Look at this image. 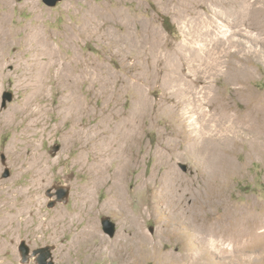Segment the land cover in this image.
I'll return each mask as SVG.
<instances>
[{
	"label": "rangeland",
	"instance_id": "rangeland-1",
	"mask_svg": "<svg viewBox=\"0 0 264 264\" xmlns=\"http://www.w3.org/2000/svg\"><path fill=\"white\" fill-rule=\"evenodd\" d=\"M0 18L5 19L2 27L6 32L3 34L6 44L0 48V264H21L19 246L23 241L32 250L56 245V264H121V257L111 254V250L118 248L122 233L132 246V264H264V126L246 125L239 129V144L232 156L239 169L224 179L221 199H210L207 169L199 165L201 155L189 153L185 143L174 144L165 161L157 154L166 147L165 135L175 132L177 119L182 122L200 119L196 102L191 106L196 112L183 113L189 103L178 101L179 95L196 101L198 92L214 87L240 114L251 112L264 120V0H64L56 7H48L43 0H0ZM35 27L40 28L41 43H47L57 55L56 69L65 65L68 81L58 80L57 71L47 69L48 84L41 102L49 112L40 128L33 126L27 138L24 131L27 122L21 113H15L17 122L9 124L5 114L20 105L35 88V83L27 89L19 85L23 75L30 73L23 62L41 49L28 38ZM166 75L176 77L173 87L163 85L161 77ZM239 76L245 78L239 80ZM116 86L118 100L108 99ZM141 91L151 104L140 117L142 142L133 148L138 162L119 182L126 195L124 206L121 210L91 211L83 191L93 176L83 162L93 161L94 153L86 151L82 141H74L70 129L77 132L84 126L96 125L106 108L118 109L116 114L113 112L115 116L136 111L143 97ZM6 92L13 94V100L3 108ZM249 95L258 100L256 104L261 106L258 112ZM61 100L80 103L90 110L74 120L70 110L60 111L57 107ZM165 100L178 105L177 114L170 115L165 110L157 113L158 105ZM202 123L208 127L211 124ZM42 127H47L45 135ZM212 134L221 135L216 131ZM223 134L233 136L230 132ZM26 140H33L31 147L44 152L43 173L13 161L9 150L28 147ZM30 154L29 151L26 156ZM118 162L114 159L109 171L117 168ZM168 165L184 185L171 196L189 218L202 211L200 214L205 217L226 216L232 224L236 217L244 216V222L240 221L244 224L242 233L250 228L248 224L253 226V222L246 223L248 218L258 219L259 225L253 226L256 233L249 237H242L241 233L237 237L231 231L224 239L219 238L213 244L207 242L208 248H202L198 237L206 235L207 220L206 229L185 220L175 223L172 215L175 210L168 208L167 202H160L165 220H159L154 213L158 206L154 186H159ZM182 165L187 166V172ZM6 169L11 172L9 178H3ZM151 175L155 182L146 186L143 183ZM189 183L193 184L191 190L186 189ZM22 188H33L34 200L29 211L17 216L14 204L22 201L23 197L17 193ZM59 189L69 190L70 196L50 208L58 200ZM107 190L105 183L96 185L94 200L103 203L109 195ZM104 217H110L116 224L114 237L104 232ZM83 231L85 239L77 238Z\"/></svg>",
	"mask_w": 264,
	"mask_h": 264
},
{
	"label": "bare ground",
	"instance_id": "bare-ground-1",
	"mask_svg": "<svg viewBox=\"0 0 264 264\" xmlns=\"http://www.w3.org/2000/svg\"><path fill=\"white\" fill-rule=\"evenodd\" d=\"M4 20H5L4 18H0V48H2V46H4V43L6 44V42L3 41L5 39L4 38L5 35H3V34L6 33L2 27L4 24L3 23ZM88 25H90V24H88ZM92 27H93V25H91V28ZM40 32H41L40 28L35 27L32 30H30V32L28 33V38L32 42L36 43L37 46L39 45L41 47V49H39L37 52H34L30 57L26 58L25 61L23 62L25 69L30 71V73H28V76L25 73L26 75H23V78L20 80L21 84H19L20 86H24L27 89V88H29V85H32L33 83H35L34 84L35 88L32 91V93L27 94V96L23 99V102L20 105H18L17 107L10 108V110L7 112V114H5V121L7 124H9L10 122L11 123L17 122V116L15 115V113H17V112L21 113L23 121L27 122L26 127L24 128L25 135L27 138L30 136V132L33 130L32 129L33 126H36L37 129L40 128V126L42 125V119H43L44 115H46L49 112V110L46 109L41 102L43 100L42 97L44 95V91H46L45 88L48 84L47 83L48 78H47V74H46L47 69L49 72L52 70L57 71L58 80L60 79L63 82L66 80L68 81V79H66L67 78L66 75L64 74L65 65L61 64V67H58L56 69V67H57L56 65H58L57 55L53 52L52 48L47 43H45V42L41 43V41L43 40V37L41 36ZM73 39H75V38H73ZM139 40H140V38H139ZM30 48L35 49V47H30ZM81 60H82V58H81ZM22 61H23V59H22ZM78 61H79V58H78ZM76 63H77V61H76ZM86 63L87 62H84L85 65H86ZM89 63H91V62H89ZM95 65H93V66H95ZM77 67H78V65H77ZM84 68H86V67H84ZM243 69H246V68H244V66H243ZM83 72H85V70ZM94 72H96V71H94ZM67 73H68V71H67ZM228 74H230V73L228 72ZM90 75H92V74H90ZM117 76H119V75H117ZM127 76L129 77V75H127ZM147 76L149 77V74ZM181 77H184V74H181ZM107 78H108V76H107ZM161 78H162L163 85L168 84L169 86L172 85L176 79V77H172V76H168V75L164 76V78L163 77H161ZM244 78H245L244 76H243V78L241 76H239L238 79L243 80ZM117 79H119V77ZM127 79H130V78H127ZM233 79L236 80L235 75H234ZM247 80H249L248 77H247ZM60 83H62V82H60ZM63 85H65V83H63ZM128 85H129V83H128ZM132 85H134V84H132ZM107 87H108V85H107ZM117 87L118 86H116L114 88V90L112 89L113 91H111V93L109 94V97L107 96L108 99L111 98L110 100H112V99L117 98L116 97L117 92H118ZM171 87H173V85ZM241 89H242V87H241ZM174 90H175V88H174ZM248 90H250V89H248ZM238 91H240V90L238 89ZM126 93H127V91H126ZM239 93H241V92H239ZM104 94H105V92H104ZM176 94H177V92H176ZM122 95H124V94H122ZM141 95H143V97H141L140 101L138 102L140 108L139 109L136 108L135 109L136 111H132V113H130V111H129L128 113L125 112V114H120L121 116H115L113 114V112H115V114H116L118 109L116 110V108H115L112 111V110H108L106 108L102 111L103 113L100 112V113H102V116L100 117L101 120L96 125L91 126V127H87V128H86V126H84V128L81 131L78 130L77 132L75 130L71 131V129H70L71 138L74 141H82L85 144V150L88 152L90 151V153L91 152L94 153L93 161H91L90 159H87V160H84V162H83V165H87L86 167L88 168L89 172L93 176V179L91 178L92 179L91 184L90 185L88 184L89 187L85 188L83 191V197H84V199L88 200V202L90 203L89 208L91 211L96 210L97 208H99L101 211L102 210L116 209V208H120V210H121V207L124 206V201L126 200V195L123 193L122 186L119 187V182H121L123 178L124 179L126 178L127 170L134 163L138 162V159L136 158L137 156L134 158L133 148L137 147L142 142V136H141L142 125H141L140 117L143 116V114H145V112L147 111L146 107L148 106L149 102L151 101L150 99L147 98V94H146V96H144V93L142 91H141ZM197 95H199V96L197 97L196 101L194 100L195 98L194 99L186 98L187 95H185V94L179 95V97H177V98H178V101L186 100V102L189 103V105L186 107L187 110L185 112H183L184 114L194 113L198 110L199 114H200V119L195 120V119L190 118L188 121H185V122L184 121L182 122V121H180V119H177L178 124L175 128V132L165 135L164 143L166 144V147L164 146V148L159 149L157 154L159 156V159H161L162 161H165L169 152H172L174 150V147H175L174 144L185 143L187 145V149L189 150V153H191V154L198 153L201 155L199 165L201 168L207 169L206 184L208 187L207 190L209 192L210 199L219 198L222 196L221 192H223V190H224L223 185H224V183H226L224 181V179H226L227 176L231 175L233 171L235 172L236 170L239 169L238 166L235 164V162L232 160V156L236 152V147L239 144V140H238V136H237L239 129L246 126V125H248V127H250V128H253V126L257 127V124L260 126H264V120L260 119L257 116H253V114L249 111H248L249 113H247L246 115L240 114V112H238L237 110H234L233 106L230 103H228L226 101L225 97L222 96L220 92L216 91V88L214 89V87L205 88L204 90H201L200 92H198ZM250 95H249V97H250V100H252V104H256V102L258 100H256L255 96H253L254 94L252 95V97ZM66 96H67V94H66ZM72 96H71V98H72ZM245 98H243V99H245ZM260 99H262V98H260ZM116 100H118V99H116ZM59 102H60V104L57 106L59 108V110L60 111H62V110L63 111L68 110L69 111L70 110L69 115L71 114V117L74 120H76L77 117H79L81 114H84L86 111L90 110L89 107H86V106L84 107L80 103L73 104V101L72 102H64L61 100ZM194 102H196V104H197V107L195 105V108L197 110L193 109L191 107L194 105ZM84 103H86V102H84ZM249 103H251V101H249ZM257 104H259V103H257ZM257 104L255 105V108L257 109L256 112H258V110L261 108V106L259 108ZM68 106H70V109L68 108ZM177 106H178L177 104L171 105V104L167 103L166 100H165V102L162 101L161 104L158 105L157 113H159V111L162 113V111L165 110L170 115H175V114H177L176 110H175V108ZM51 109H53V108H51ZM143 111H145V112L143 113ZM262 111L264 112V109ZM133 112H135V113H133ZM66 116H68V115H66ZM263 119H264V113H263ZM202 121L203 122L204 121L210 122L211 124L208 127L206 124H203ZM46 131H48L47 127L46 128L44 127L42 130L44 135L46 134ZM214 131L220 133L221 135H219V136L217 134L213 135L212 132H214ZM222 131L227 132V133L230 132L233 136L225 135V134H223ZM33 142H34L33 140H26L28 147H26V148H23L20 146H18L16 148L13 147V150H9L10 151L9 153L12 156L13 161H15L18 164H21L20 165L21 167L28 168V170L36 169V170L40 171V173H43L45 170V158H46V156H45L43 151H39L38 147H36V148L31 147ZM217 142H221V145H219ZM258 148H259V146H258ZM29 151L31 152V154H30L31 156L27 157L26 154ZM82 154H80L79 158H82V156H83ZM24 156H25V158H24ZM22 159H24V160H22ZM114 159L119 161L117 163V166H116L117 168H115L113 171H109V167L114 162ZM177 176H178V174L176 173V171H174L168 165V170L162 174V179L160 178L159 186H157V185L154 186L156 189L154 192L155 202L158 205L156 210H154V213L158 217L159 220H165V218H164L165 213L162 211V208L160 207V202H163L164 204H166V202H167V207L171 208L172 211L175 210V212L172 213L173 219H174L173 222H175V223L179 224L182 222V220H185L189 224L198 223V225H200L203 228L205 226V222H206L205 220H207L209 222V228H208V231L205 233L206 235L205 236L202 235V236L198 237V240H200L199 241L200 246H202V248H208L207 242H209L210 244H213L219 238L224 239L229 233H231V231H233L232 234L236 235L237 237H238V235H240L242 233V226L244 228V224L241 225L240 221L244 222L242 220V217H244V216L236 217L234 219V222L233 223L231 222L232 224H230V220H227L226 216H224L222 219L220 217H217V216H207L206 215V217H205L204 215H201L202 211H200L201 214L199 213V211H197L195 214L192 215L191 218H189V216H187V214L185 213L184 208L180 206V204L178 203L176 198H174V196H171V194H174V191H176V189L178 187L184 188V185H182L181 182L178 181ZM153 178H154V176L151 175L146 180V182L143 184H146V186H149V184L151 182H155V181H153V180H155ZM101 183H105L108 185L107 191H108L109 195L103 201V203H97V201H95L93 198V189L95 188L96 185H99ZM218 183H220V184H218ZM192 187H193V184L189 183L188 186H186V189L191 190ZM184 191L186 192L185 189H184ZM22 192H25V193H22ZM17 193H20V195L23 197L21 202H17L14 204L16 206V209H17L16 215L21 216V215H24L27 211H29L31 206H32V203L34 200L33 188H30L29 190L22 188ZM166 195H168V197H165ZM160 196H162V197H160ZM219 199H221V198H219ZM10 204H11V202H10ZM40 212H42V211H40ZM41 218H43V216H41L39 219H41ZM203 218H205V219H203ZM232 218H234V217H232ZM253 218H254V216L252 217V219ZM90 219L92 222H94L93 216H91ZM248 219L249 220H246V223L253 222V226L255 228L257 227V225H259L258 219H255L254 221H250V218H248ZM201 222H202V225H201ZM42 223L43 224L46 223L44 219H42ZM27 224H28V221H25V225H27ZM253 226L252 225L249 226V224H248V227H250V228H248L247 231L242 233V237L252 236L253 232H255L254 231L255 229L253 228ZM84 236L85 235H84V231H83V232L79 233L77 238L81 239V238H84ZM127 237L125 236V234L122 233L120 238H119L118 248L116 249L114 247L115 251L111 250V254L114 253L116 256L121 257V259H122L121 264H132V262H131L132 246H131V244H129ZM190 264H193V263H190Z\"/></svg>",
	"mask_w": 264,
	"mask_h": 264
},
{
	"label": "water",
	"instance_id": "water-1",
	"mask_svg": "<svg viewBox=\"0 0 264 264\" xmlns=\"http://www.w3.org/2000/svg\"><path fill=\"white\" fill-rule=\"evenodd\" d=\"M64 0H43L44 4L48 7H56L58 4L62 3ZM13 94L6 92L3 97V108H6L8 102H12ZM5 163V158H3ZM182 168L187 172V166L182 165ZM11 172L9 169H6L3 174V178H9ZM58 200L53 202L49 207L52 208L56 205L57 202H63L65 199H68L70 196L69 190L59 189L58 191ZM103 230L110 237H114L117 232L116 224L111 220L110 217H104L102 219ZM56 245H50L38 249L32 250L26 241H23L19 246V253L21 256V264H30L34 261L36 264H56L54 252L56 250Z\"/></svg>",
	"mask_w": 264,
	"mask_h": 264
},
{
	"label": "trees",
	"instance_id": "trees-1",
	"mask_svg": "<svg viewBox=\"0 0 264 264\" xmlns=\"http://www.w3.org/2000/svg\"><path fill=\"white\" fill-rule=\"evenodd\" d=\"M165 24L167 27H169V21L167 19H165Z\"/></svg>",
	"mask_w": 264,
	"mask_h": 264
},
{
	"label": "flooded vegetation",
	"instance_id": "flooded-vegetation-1",
	"mask_svg": "<svg viewBox=\"0 0 264 264\" xmlns=\"http://www.w3.org/2000/svg\"><path fill=\"white\" fill-rule=\"evenodd\" d=\"M57 199H58V196H57Z\"/></svg>",
	"mask_w": 264,
	"mask_h": 264
}]
</instances>
